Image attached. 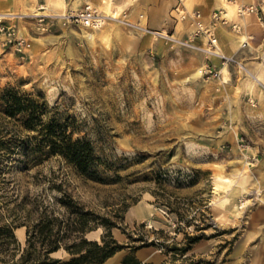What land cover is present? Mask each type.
I'll return each instance as SVG.
<instances>
[{
    "label": "rangeland",
    "instance_id": "rangeland-1",
    "mask_svg": "<svg viewBox=\"0 0 264 264\" xmlns=\"http://www.w3.org/2000/svg\"><path fill=\"white\" fill-rule=\"evenodd\" d=\"M44 10L0 12V87L44 100L49 113L70 119L74 137L89 139L118 177L95 182L59 157L32 164L13 147L0 162V200L25 196L47 205L65 191L114 221L118 243L137 245L140 235L153 241L148 247L163 262L166 247L201 234L187 253L200 264H264V85L241 67L244 60L217 47L216 29L228 21L203 26L216 45L201 32L185 46ZM161 30L185 40L195 28L185 37ZM103 233L99 227L86 237L100 241ZM14 234L24 246L25 227Z\"/></svg>",
    "mask_w": 264,
    "mask_h": 264
},
{
    "label": "trees",
    "instance_id": "trees-1",
    "mask_svg": "<svg viewBox=\"0 0 264 264\" xmlns=\"http://www.w3.org/2000/svg\"><path fill=\"white\" fill-rule=\"evenodd\" d=\"M76 130L56 110L49 113L44 100L10 86L0 87V162L11 156V148L19 147L26 162L38 164L56 156L85 179L115 180L118 174L110 163L85 136L74 137ZM114 226V221L87 209L65 191L47 205L38 198L4 195L0 200V264H102L124 248L129 252L121 264H153L141 262L134 254L153 241L140 235L137 245L120 244L111 234ZM18 227H25L24 246L14 234ZM99 227L104 229L100 241L86 237ZM201 238V234L186 235L182 244L166 247L164 252L170 258L162 264H200L187 253ZM59 250L65 252V258L53 256Z\"/></svg>",
    "mask_w": 264,
    "mask_h": 264
},
{
    "label": "crops",
    "instance_id": "crops-1",
    "mask_svg": "<svg viewBox=\"0 0 264 264\" xmlns=\"http://www.w3.org/2000/svg\"><path fill=\"white\" fill-rule=\"evenodd\" d=\"M255 1L183 0L187 11H198L200 13L199 18L187 17L184 20H177L173 16L172 10L177 4V0H0V12L6 10L31 11L33 8L42 5L45 8L43 12L58 13L62 11L64 13L89 3L103 12L126 10L133 19L150 29H164L177 37H185L193 31L196 22L208 26L211 21V13L223 8L228 23L218 25L216 29L217 47L226 56H234L240 61L244 60V67L257 76L260 83L264 85V16L255 13L238 16L236 13L238 4H252ZM231 22L240 24V33H235L230 28ZM244 40L246 44L242 46L241 43ZM154 47L162 48V44L155 42ZM252 53L262 61H254L251 57ZM118 252L106 261L121 264L124 254L118 256ZM134 254L141 262L161 264L164 260L159 251L148 246L137 249Z\"/></svg>",
    "mask_w": 264,
    "mask_h": 264
},
{
    "label": "built area",
    "instance_id": "built-area-1",
    "mask_svg": "<svg viewBox=\"0 0 264 264\" xmlns=\"http://www.w3.org/2000/svg\"><path fill=\"white\" fill-rule=\"evenodd\" d=\"M173 10L175 11V13L178 15L180 19H183L187 16L193 17V18L200 17V13L198 11H190V12L187 11L184 7L183 0H177V4L174 6ZM236 13L238 16H243V15H247L250 13H255L257 15H264V0H256L255 3H252V4H238L236 6ZM58 16H60L61 18L69 22L79 23L83 26L93 27V28L100 27L106 21H112V22L121 24L127 28L137 30V31H140L146 34H150L155 38H162L167 41L177 42L185 46H193L191 43L193 37H196L201 32H203V33H207L208 35L209 46L211 47V46L216 45V38L214 37L213 32L209 28H204L200 22H196L195 31L191 35L192 37L185 39V40H179L173 37L172 35L167 34L163 30L150 29L147 26L140 24V22L133 19L126 10H122L119 12L113 11L111 12V14L100 13L91 4L85 3L80 8L68 10ZM3 17H4L3 15H0V21L2 20ZM210 18H211V24L213 26H215L218 22L219 23L227 22L223 8L217 9L216 11L212 12L210 15ZM230 27L235 33H240L241 31V26L237 22H231ZM3 29L4 27L0 26V31H2ZM13 34H14V31L12 27L7 26L5 28V35L8 37V40L12 38ZM18 44H20V42H18ZM245 44H246V41L245 40L242 41L241 45L244 46ZM209 52L214 53L215 51H209ZM214 54L219 55V53L218 54L214 53ZM221 57L225 58L226 60L233 61L231 57H225L223 55H221Z\"/></svg>",
    "mask_w": 264,
    "mask_h": 264
},
{
    "label": "bare ground",
    "instance_id": "bare-ground-1",
    "mask_svg": "<svg viewBox=\"0 0 264 264\" xmlns=\"http://www.w3.org/2000/svg\"><path fill=\"white\" fill-rule=\"evenodd\" d=\"M213 53V52H212ZM214 53H217V52H214ZM218 54V53H217ZM241 67L246 71V72H248L256 81H258V82H260V80H259V78L257 77V76H255L253 73H251L247 68H245L242 64H241ZM221 179V178H220ZM224 179H226V178H224ZM223 179V180H224ZM225 181V180H224ZM217 184V183H216ZM219 186H220V184H218ZM217 185V186H218ZM218 188V187H217ZM216 189V188H215ZM138 213V212H137ZM20 229V228H19ZM19 236L22 238V237H24L23 236V233H22V231L21 232H19Z\"/></svg>",
    "mask_w": 264,
    "mask_h": 264
}]
</instances>
